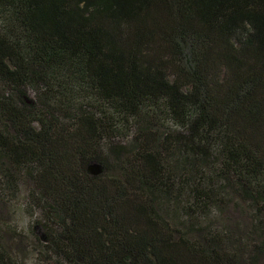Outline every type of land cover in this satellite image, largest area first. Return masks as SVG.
Returning <instances> with one entry per match:
<instances>
[{
  "label": "trees",
  "instance_id": "trees-1",
  "mask_svg": "<svg viewBox=\"0 0 264 264\" xmlns=\"http://www.w3.org/2000/svg\"><path fill=\"white\" fill-rule=\"evenodd\" d=\"M0 125V185L30 172L61 262L238 264L172 216L233 184L264 216V0H0Z\"/></svg>",
  "mask_w": 264,
  "mask_h": 264
},
{
  "label": "rangeland",
  "instance_id": "rangeland-1",
  "mask_svg": "<svg viewBox=\"0 0 264 264\" xmlns=\"http://www.w3.org/2000/svg\"><path fill=\"white\" fill-rule=\"evenodd\" d=\"M167 121V120H165ZM122 119L116 120V127L110 128L104 142L113 146H126L131 143L125 139L122 133ZM166 127L175 132L182 131L178 124L167 122ZM0 129L3 126L0 125ZM120 129V130H119ZM117 133V134H115ZM7 164H9L6 161ZM114 168L117 166L114 164ZM180 168V167H179ZM117 173V172H116ZM2 173L0 172V178ZM222 194V203H214L213 211L201 219V224L195 228L185 226L187 220L184 218L185 206L190 203L189 189L184 193L181 203L182 216H172L173 225L177 230L186 232L188 237L195 242L203 244L202 239L205 228L212 225L220 233H230L231 243L228 251H234L238 255V264H264V216L256 211L253 194L250 198L241 191L238 185H226ZM34 183L28 171L21 177L20 184L12 193L0 185V225L3 245L8 256L14 264H65L50 252L49 243L53 241L55 230H52L41 216V211L36 204ZM181 214V212H180ZM47 235V237H46ZM49 241V242H48Z\"/></svg>",
  "mask_w": 264,
  "mask_h": 264
}]
</instances>
